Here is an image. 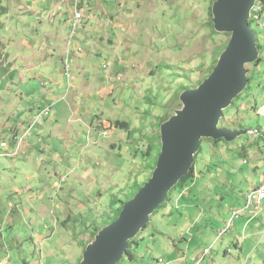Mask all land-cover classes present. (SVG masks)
<instances>
[{
	"label": "rangeland",
	"instance_id": "obj_1",
	"mask_svg": "<svg viewBox=\"0 0 264 264\" xmlns=\"http://www.w3.org/2000/svg\"><path fill=\"white\" fill-rule=\"evenodd\" d=\"M22 1L4 5L9 15L0 33V144L8 143L0 153L15 146V130L24 145L15 158L0 156V264H78L95 231L109 225L122 202L150 178L163 120L181 107V92L197 88L213 71L230 36L215 31V0H79L93 19L73 40L66 0H40L32 7L29 2L35 0ZM116 16L128 26L114 28L110 22ZM252 17L261 63L246 67L249 84L223 112L219 125L251 133L217 144L201 141L194 182L171 191L139 232L132 245L134 258L124 257L118 264H179L184 257L190 263L205 247L211 254L202 264H264V201L256 216L244 210L247 193L264 177V119L257 114L264 105V10L253 11ZM109 41L129 43L134 53L130 61H123L128 56L124 46L116 51ZM76 45L86 58L72 54L70 81L82 87H75L23 137L39 109L26 123L23 110L48 107L41 85L48 79L40 59L52 55L51 63L59 69L65 52ZM146 58L148 64L141 66ZM22 59L36 63L39 77L20 84ZM107 68L112 80L105 78ZM86 82L93 87L85 90ZM19 90L24 101L14 94ZM84 91L102 95L86 101L97 114L94 126L86 132L72 121L55 123L52 113L58 110L71 120L68 106L81 102ZM57 93L65 96L67 91ZM5 95L8 105L2 102ZM117 122L129 128L117 127ZM40 125L47 126L46 134ZM28 171L31 181H26ZM27 186L45 195L20 207L15 190ZM235 211H241L236 219ZM221 231L225 233L219 238Z\"/></svg>",
	"mask_w": 264,
	"mask_h": 264
},
{
	"label": "water",
	"instance_id": "obj_2",
	"mask_svg": "<svg viewBox=\"0 0 264 264\" xmlns=\"http://www.w3.org/2000/svg\"><path fill=\"white\" fill-rule=\"evenodd\" d=\"M258 0H215L211 15L215 31L231 34L210 76L197 88L179 95L181 107L161 125V151L150 178L127 200L118 219L102 228L86 247L78 264H118L130 240L145 228L167 193L194 162L200 140H226L251 133L219 129L223 112L248 85L247 66L260 59L251 28Z\"/></svg>",
	"mask_w": 264,
	"mask_h": 264
},
{
	"label": "crops",
	"instance_id": "obj_3",
	"mask_svg": "<svg viewBox=\"0 0 264 264\" xmlns=\"http://www.w3.org/2000/svg\"><path fill=\"white\" fill-rule=\"evenodd\" d=\"M14 1H21V0H14ZM39 1L40 0H35L34 3L29 2L30 7H32L33 4H38ZM45 1H49V0H45ZM76 1L75 2H71L70 0H66V2H68V4H70L69 11H68L69 15H68V19L66 21L68 29H72V20H73V17H74V8H75L74 5H75ZM78 2H79V0H78ZM23 4H24V0L22 1V5ZM79 5L83 9L84 13L90 19H93V16L87 13V11H86L87 7L84 6V3L83 2L82 3L79 2ZM111 15H113V14H111ZM111 15H109V16H111ZM52 16L54 17V12H53ZM116 19L117 20L115 21L114 18L112 17V21L110 22V23H112L114 28H120V27L124 28V27L128 26L127 24H125V23L120 21L122 19L121 17L116 16ZM90 22H91V20H90ZM107 23H109V21ZM87 25L81 26L79 28V30L85 28ZM106 33H107V31L105 32V34ZM75 37H76V35H75ZM109 42L115 47L116 51L117 50H121L122 51L124 48H121V47L124 46L125 47V54L128 55V56H126L125 58L123 57L124 58L123 61L124 60H127L128 62L130 61L129 56H132L134 53H133L131 45L129 43L124 42V44H123L121 42H119V43H116L114 41H109ZM99 48L100 47H98L97 50H99ZM63 52L64 51H62V53ZM72 54H73L74 58L79 59V60L86 58L85 54H83L82 47L80 45H76V47L73 48ZM52 57L53 56L50 55V54H45L43 56V58L40 59L41 61L44 62L42 64V68L44 69L45 75L47 77L46 79H48V81L47 80H43L42 84H41L42 88L46 89V91H45V89H43V93H44L43 97L48 102L46 105L48 106L47 108H49L50 110H53V107L55 105L57 107V104H60V102H62L63 100H67V95L72 93L73 90L75 89V87L76 88H81L82 87V86H78V84H76V86H75V84L73 83L74 80H73L72 83H71V81L69 82L68 79L65 76V72H64V68H63L62 64H60V68L59 69L56 68L51 63V60L53 59ZM50 58H52V59H50ZM118 58H120V57H118V54H116L115 60L116 61L120 60ZM134 58L137 60V63L139 65V61L141 60L139 55L134 57ZM23 61L25 62V65H24L23 70L21 71V73L25 74V76H22V77L18 76V82H20V84H22V82H24L26 79L31 80V77L33 79H36L37 77H39V68L37 67L36 63L33 64L31 59H25ZM8 63H11V61H9ZM61 63H62V60H61ZM146 63L148 64V58H146V60L143 61V62L141 61V66H143ZM74 64H75V61H74ZM74 64H73V66H74ZM103 65H102V69H103ZM106 71L107 72L105 73V78H107V79L109 78L110 80H112L113 79V72L110 71L109 68H107ZM30 73H32V74L34 73V75L31 76V75H29ZM119 79H121L120 76L118 77V80ZM77 82H78V80L76 79V83ZM70 83L73 85L72 89H69V84ZM66 85H67V89H65ZM92 85H93V82H86L83 86L85 87V90H88V88H92L93 87ZM101 88L103 90L107 89L106 87H103V86ZM14 90H15V88H14ZM20 90H19V92H20ZM57 90L62 92V93L67 91V93H66L65 96H63L62 94H58ZM112 91L113 90H110V92H112ZM14 94H16V97H17L18 100L24 101L25 95L23 93L20 92L19 94H17V92H15ZM107 94H109L108 91H107ZM5 96L2 97V102H4V104H7L6 98H7L8 95L6 97ZM101 96H97L94 92L86 93V91H84L83 94L80 96L81 102L77 101V102H74L71 106L70 105L68 106V109H69V114L68 115H70V119L71 120H69L67 118H63L62 111L58 110V111H55L54 113H52V116H54L55 123H60V126H61V125L65 124L66 121H67V123L72 121L71 124L78 125L79 127H85V131L86 132L89 131V127H93L94 126V120L97 117V114L93 115L94 114L93 106L90 107L86 101L94 102L98 97H101ZM38 105H37V109L36 110L35 109L31 110L30 108H28L29 110L27 108H26L27 110L26 109L23 110L26 114L21 113V116H25L27 118V120L25 122H22V123L29 122L30 120L32 121L33 118L30 119V117L34 116V112L37 111L40 108V106H38ZM44 109H46V108H44ZM4 115L6 116V114H4ZM31 121L26 124V127H28L30 125ZM19 126H21V125H19ZM39 127H42V131H44L45 134L47 133V129L45 128L47 126L40 125ZM77 133L83 134L84 131H79ZM64 134L66 136L70 137V135H68V134H70V132L65 131ZM23 146L24 145H22V149H23ZM32 177L33 176L31 175V172L28 171V174L26 176V181H31ZM55 187H57V186H55ZM19 192H21V193H19ZM22 192H24V193L22 194ZM28 192H30V194H28ZM15 194L20 196V200H21L20 203H19L20 207L23 206V204L25 202L26 203L27 202H33L36 199L37 200L38 199L42 200L44 198V195H45V193L38 194V193L34 192L31 189L30 186H27L26 189H24L23 187L22 188H17L15 190ZM58 207H59V205H58ZM86 213H90V211H86L85 215H86ZM234 219H236V218H234ZM252 221L253 220H250L249 222L246 223V225L247 224L249 225ZM232 223H233V220H232ZM206 248H208V247H205L204 249H206ZM83 253H84V251H83ZM210 254H211V251L205 256H203V253L202 254H198V255H192L191 258H190V263L187 262V258H185V257L182 258V259L181 258L178 259V261H179V264H195V263L198 262V259L203 256V259L200 262V264H202L204 259H205V257L210 255Z\"/></svg>",
	"mask_w": 264,
	"mask_h": 264
},
{
	"label": "built area",
	"instance_id": "obj_4",
	"mask_svg": "<svg viewBox=\"0 0 264 264\" xmlns=\"http://www.w3.org/2000/svg\"><path fill=\"white\" fill-rule=\"evenodd\" d=\"M74 7H75L74 8V17H73V20H72L73 31H72V35H71V40L74 39V37L76 35V32L79 30V28L81 26H83V25H87L90 22V20H91L84 13L83 9L80 7L78 0L76 1ZM253 11L256 12V13H260L261 5H260L259 2L257 4L255 10H253ZM259 19H260V17L258 16L257 20H259ZM70 46H71V44H70ZM71 56H72V52L70 51V49H68L65 52V54L63 56V59H62V64H63L65 76L67 77L69 82L71 80V69H72V65H73V61L71 60ZM104 68H105V66H104ZM257 114H258L259 117L264 119V105L257 111ZM36 116H35L36 118H34L33 121H32L33 123L31 122L32 126L29 127V131H27V133L26 132L23 133V137H26L25 135L29 134V132L33 128H35L37 125H39V122H40L41 119L49 118V110L48 109H45V110H42V111L39 110V112H38V114ZM17 128H20V126L16 127V129ZM15 133H16L15 138H14L16 140L15 146L13 148H11L10 150L8 149L7 152L0 153V156L9 157V158H15V157L18 156V154L20 152L23 153L21 151V146H22L21 143H22L23 139L22 138H18L20 132L17 134V132L15 130ZM6 143H7L6 141L1 142L0 150L8 148V143L7 144ZM263 201H264V179L255 188H253L252 190H250L247 193V195H246V205H245L244 210H249L250 214L255 212V215H253V216H256L258 214V212L261 211V209H262L261 206H262V202ZM240 212L241 211L233 212L232 218H237ZM224 233H225L224 231H221L218 234V237L219 238L222 237ZM210 251H211L210 248L204 249L203 256L207 255ZM228 252H230V251H228ZM203 256L200 257L198 259V262L195 263V264H200V262L203 259Z\"/></svg>",
	"mask_w": 264,
	"mask_h": 264
},
{
	"label": "trees",
	"instance_id": "obj_5",
	"mask_svg": "<svg viewBox=\"0 0 264 264\" xmlns=\"http://www.w3.org/2000/svg\"><path fill=\"white\" fill-rule=\"evenodd\" d=\"M10 0H0V33L4 30V23H3V18L4 17H7L8 15H9V9H8V7L7 6H4L6 3H8ZM259 3H260V5H261V11H260V13H262L263 12V10H264V0H260L259 1ZM75 6V5H74ZM253 18V17H252ZM260 20V19H259ZM258 20V21H259ZM251 23H252V21H251ZM229 36H230V38H231V34H228ZM256 43H257V47H258V49L261 51L262 50V48H261V46L259 45V43H258V35H256ZM72 52V51H71ZM4 45H3V43H2V41L0 40V64L3 62V60H4ZM222 54V53H221ZM217 63H218V61H217ZM217 63H216V65H217ZM260 63H261V59H259L258 60V62L255 64V66H258V65H260ZM215 68V67H214ZM214 70V69H213ZM212 73V72H211ZM210 73V74H211ZM210 74L208 75V77L210 76ZM207 77V78H208ZM206 78V79H207ZM205 79V80H206ZM247 79H248V76H247ZM248 84H249V79H248ZM248 86V85H247ZM46 109H48L49 110V115H50V109L49 108H46ZM39 110L40 111H42V110H45V109H42V108H39ZM169 118V117H168ZM168 118H165L164 120H163V122L164 121H166ZM116 126L117 127H120V128H123V129H127V128H129V124L128 123H125V122H117L116 123ZM205 140H207V141H211V142H213L214 144H217L218 142H220V141H223L222 139H219V140H215V141H213V140H210V139H205ZM201 141H204V139L202 138L201 140H200V143H201ZM159 142H160V146H161V136L159 137ZM160 151H161V148H160V150H159V152H158V154H157V156H156V158H155V163L153 164V165H151V169L153 170L154 168H155V166H156V163H157V158H158V155L160 154ZM200 152H201V146H199V149H198V151L194 154V163H193V165L191 166V168H190V170L185 174V175H183L181 178H180V180L176 183V185L167 193V197H166V199H165V201L166 200H168L169 198H170V194H171V191L173 190V189H175V188H177V187H185L186 185H188V184H190V183H193L194 182V179L196 178V176H197V172L195 171V169H194V164H195V160H196V157H197V155H199L200 154ZM263 179H264V177H263ZM261 182V181H260ZM259 182V183H260ZM143 185H141V186H139V188H141ZM138 188V189H139ZM255 188V187H254ZM180 189V188H179ZM136 193V192H135ZM135 193L131 196V197H129L127 200H129L130 198H132L134 195H135ZM127 200H125V201H123L122 202V204H121V206H119L118 207V209H117V212H116V216L112 219V221H111V223L112 222H114V221H116L117 219H118V217H119V215H120V212H121V210H122V208H123V205H124V203L127 201ZM114 203V202H113ZM161 206V205H160ZM146 227V226H145ZM101 229H97L96 231H95V233L93 234V239L95 238V236L98 234V232L100 231ZM137 238H138V235L135 237V238H133V239H131L130 240V248H129V250L126 252V255L124 256L125 258H128V259H133L134 258V254H133V251H132V245L134 244V243H136V240H137ZM92 239V240H93ZM85 251V250H84ZM81 260H82V258L80 259V261L79 262H81Z\"/></svg>",
	"mask_w": 264,
	"mask_h": 264
},
{
	"label": "bare ground",
	"instance_id": "obj_6",
	"mask_svg": "<svg viewBox=\"0 0 264 264\" xmlns=\"http://www.w3.org/2000/svg\"><path fill=\"white\" fill-rule=\"evenodd\" d=\"M252 215H254V214H252ZM230 225V224H229Z\"/></svg>",
	"mask_w": 264,
	"mask_h": 264
}]
</instances>
